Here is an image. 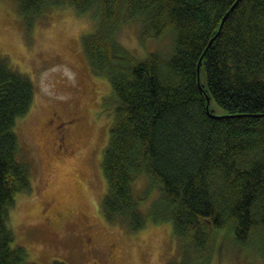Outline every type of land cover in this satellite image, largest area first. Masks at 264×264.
Instances as JSON below:
<instances>
[{
	"label": "trees",
	"instance_id": "16d2710c",
	"mask_svg": "<svg viewBox=\"0 0 264 264\" xmlns=\"http://www.w3.org/2000/svg\"><path fill=\"white\" fill-rule=\"evenodd\" d=\"M236 2L17 0L29 25L68 4L94 21L84 53L92 71L111 84L101 101V112L112 118L101 161L105 218L131 231L150 216L171 221L182 257L189 253L204 264L220 233L223 254L229 258L240 245L242 264L256 256L250 250L264 249V0H239L231 10ZM135 20L142 43L173 36L168 55H137L118 40ZM8 63L0 59V264H38L14 244L9 224L16 194L31 188L32 164L15 126L32 107L35 88ZM213 99L226 113L211 110ZM144 174L159 190L147 213L140 204L151 187L141 197L134 188Z\"/></svg>",
	"mask_w": 264,
	"mask_h": 264
},
{
	"label": "rangeland",
	"instance_id": "374dc122",
	"mask_svg": "<svg viewBox=\"0 0 264 264\" xmlns=\"http://www.w3.org/2000/svg\"><path fill=\"white\" fill-rule=\"evenodd\" d=\"M30 25L17 0H0V59L30 77L35 88L32 107L15 126L32 167L30 190L18 192L10 210L14 244L25 246L29 260L38 264L56 259L67 264H204L189 253L182 257L171 221L150 216L142 229L131 231L104 216L107 181L101 161L112 118L101 112V101L111 84L108 76L92 71L84 53L83 37L95 28L90 14L78 15L71 4L62 5ZM140 35L141 22L135 20L120 29L118 40L137 55L146 50L168 55L173 47L170 33L144 43ZM201 81L207 85L205 68ZM210 108L217 115L226 113L214 99ZM148 187L145 174L135 181L140 197ZM158 195L151 187L140 208L147 213ZM223 238L220 233L206 264H242L240 245L228 258ZM250 251L256 255L250 264H264V249Z\"/></svg>",
	"mask_w": 264,
	"mask_h": 264
},
{
	"label": "water",
	"instance_id": "95a60500",
	"mask_svg": "<svg viewBox=\"0 0 264 264\" xmlns=\"http://www.w3.org/2000/svg\"><path fill=\"white\" fill-rule=\"evenodd\" d=\"M238 1H239V0H237V2H238ZM237 2L232 6L231 10L236 6ZM226 16H227V14H226ZM226 16H224V18H223V20H222V24H223V22H224ZM222 24H221V26H222ZM206 99H207V107H208V109H209L210 97H209V95H207V94H206Z\"/></svg>",
	"mask_w": 264,
	"mask_h": 264
},
{
	"label": "flooded vegetation",
	"instance_id": "af4514ba",
	"mask_svg": "<svg viewBox=\"0 0 264 264\" xmlns=\"http://www.w3.org/2000/svg\"><path fill=\"white\" fill-rule=\"evenodd\" d=\"M99 113H101V112H98L97 115H98Z\"/></svg>",
	"mask_w": 264,
	"mask_h": 264
},
{
	"label": "bare ground",
	"instance_id": "6f19581e",
	"mask_svg": "<svg viewBox=\"0 0 264 264\" xmlns=\"http://www.w3.org/2000/svg\"><path fill=\"white\" fill-rule=\"evenodd\" d=\"M161 38V37H160Z\"/></svg>",
	"mask_w": 264,
	"mask_h": 264
}]
</instances>
